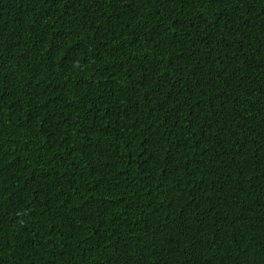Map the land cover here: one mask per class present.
I'll use <instances>...</instances> for the list:
<instances>
[{
	"label": "trees",
	"instance_id": "1",
	"mask_svg": "<svg viewBox=\"0 0 264 264\" xmlns=\"http://www.w3.org/2000/svg\"><path fill=\"white\" fill-rule=\"evenodd\" d=\"M0 264H264V0H0Z\"/></svg>",
	"mask_w": 264,
	"mask_h": 264
}]
</instances>
